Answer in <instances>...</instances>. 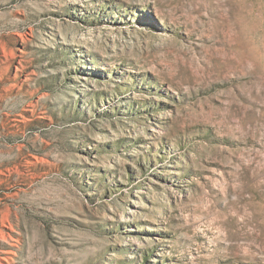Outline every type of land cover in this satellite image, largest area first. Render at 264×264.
<instances>
[{
  "label": "rangeland",
  "instance_id": "rangeland-1",
  "mask_svg": "<svg viewBox=\"0 0 264 264\" xmlns=\"http://www.w3.org/2000/svg\"><path fill=\"white\" fill-rule=\"evenodd\" d=\"M0 264H264V0H0Z\"/></svg>",
  "mask_w": 264,
  "mask_h": 264
},
{
  "label": "bare ground",
  "instance_id": "bare-ground-1",
  "mask_svg": "<svg viewBox=\"0 0 264 264\" xmlns=\"http://www.w3.org/2000/svg\"><path fill=\"white\" fill-rule=\"evenodd\" d=\"M231 25H232V23H227V25H225L224 27H223V29H219V30H217V32L219 33V36L220 37H226L227 38V41H228V43H230L229 45H228V47H229V50H230V52H231V50H232V48H233V44L230 42V41H232V40H230L231 38H233V35H232V33H230V31L232 30L231 29ZM224 31H225V33H224ZM226 35V36H225ZM217 34H215V33H213L212 34V39H215L216 37H219ZM230 40V41H229ZM227 43V44H228ZM181 50V49H180ZM183 50V49H182ZM181 50V51H182ZM232 55V54H231ZM228 62H232L233 61V58H231L230 56L228 57V60H227ZM230 66H232V65H230ZM228 68V67H227Z\"/></svg>",
  "mask_w": 264,
  "mask_h": 264
}]
</instances>
